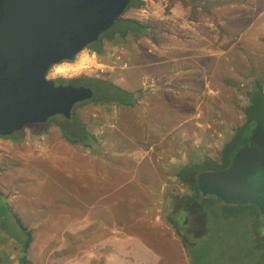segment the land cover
I'll return each instance as SVG.
<instances>
[{"label": "crops", "instance_id": "obj_1", "mask_svg": "<svg viewBox=\"0 0 264 264\" xmlns=\"http://www.w3.org/2000/svg\"><path fill=\"white\" fill-rule=\"evenodd\" d=\"M188 22L181 26L184 29L182 35L187 37L186 41H178L181 35L177 27L175 31L161 24L156 27L158 33H161L160 38L152 41L146 37L138 41L137 47L140 49L137 54L147 55L145 59L138 58L134 61L129 52L121 55L127 59L130 67H122L117 82L120 87L133 94L131 104L116 101L95 102L100 109L107 112V117L114 121H111L112 124L108 127L102 126V113L100 118L94 119L95 124H100L96 128L93 123L95 130L89 129V122L82 120L93 136L99 135L100 127L104 129L102 131L107 133V136H104L103 143L93 140L87 147L83 143L66 142L63 138L54 142L56 146L61 147L60 151H64L68 156V161L81 155L86 165L79 163L77 168H65L54 174L53 170L39 169L38 163L42 162L41 157L37 156L27 159L24 164L34 162L36 165L31 168L41 171L42 175L39 176L30 169L27 176L19 177L16 175L19 171H11L12 180L2 176L10 181L8 187L12 189L7 193L0 191V195L9 196L8 203L0 202L2 256L6 241L7 248L11 240L7 238L6 232L2 233V225L6 217H11L22 228L13 215L17 214L23 225L33 230L34 239L29 249L32 264H36V261L39 264H160L162 253L157 251L154 244L160 240V235L151 233L150 230H134L127 227L129 224H137L138 220L131 216V199L118 195L126 192V186L129 184L134 185V177L138 176L136 168L141 163L147 164L141 178L138 176L141 186L146 180L156 181V174L151 172V165L156 168L155 163H161L162 170L167 166L169 179L161 185L149 186L147 190L152 193L164 189L174 192L172 210L176 208L178 213L177 220L169 216L170 223L173 224L171 220L178 221L182 208L175 193L179 192L178 189L183 190L186 187L179 178V172L183 167L199 166L206 160L218 162L220 159H213V153L216 147L219 148V141L223 144L220 146L222 155L224 145L232 138L224 144L226 138L224 133H221V129L224 132L223 121L215 124L212 116L208 118L209 114H213L212 102L208 97L214 95V73L224 72V49L214 56L213 43L207 36L211 31V23L207 24L195 18ZM161 37L169 39L164 40ZM115 51L120 52L121 49L114 48V53ZM114 75L112 74L113 77ZM220 80L226 79L223 77ZM98 107L94 109V116L99 113ZM221 107L215 110L219 117ZM137 108L139 110H135ZM132 126L140 128V143L144 144L141 149L132 139L138 136L133 133ZM53 127L58 125H51L44 133L45 138L49 137L46 138L48 141L54 135ZM81 151H84L83 154H79ZM85 154L88 156L85 157ZM205 171L213 170H200L197 177ZM151 174L154 178L150 180ZM18 179H24L23 184H19ZM29 186L40 189L35 192H63L66 197L63 201L52 197L32 208V198H28L29 208L19 202L20 195L27 193L25 189ZM186 188L191 193L189 188ZM49 189L52 191H48ZM68 193L74 194L69 196L71 200L67 197ZM55 217L60 224L54 223ZM86 221L88 225H92L90 230L85 228ZM154 224L142 222V225ZM52 226L56 227L47 233ZM157 228L156 226L158 232ZM86 240L94 242L93 247L97 248V251L85 253L83 247L86 246ZM9 250L13 251L3 257L7 259L2 264H20L22 254L11 247Z\"/></svg>", "mask_w": 264, "mask_h": 264}, {"label": "rangeland", "instance_id": "obj_2", "mask_svg": "<svg viewBox=\"0 0 264 264\" xmlns=\"http://www.w3.org/2000/svg\"><path fill=\"white\" fill-rule=\"evenodd\" d=\"M212 1H216L218 4L212 7V9L210 8L211 13H209L205 10V6L194 10L192 5H186L178 0H145L146 5L144 8L129 9L124 16L155 24V27L152 28L153 31L151 30L150 32L152 36H155L156 40L160 38L159 34H161L158 33L156 27L161 24L171 27V29L175 31L177 27L181 35L178 37L180 39L178 41H186L187 37H185L186 35H182L184 29L181 26H184V23H189L188 20L191 18L204 21L207 24H212L211 31L207 33V36L210 38L209 41L213 43L212 52L214 56L220 54L222 52L221 49H224L222 53L224 72L217 74L218 71H216L214 73V84H216L214 87V95L208 97V100L212 102L213 114H209L208 118L212 116V120L215 124L223 121L224 132L221 129V133L225 135V144L234 134L235 128L245 121L244 114L240 110V106L248 104V99L244 93L248 79H245L244 75L248 74L252 69H255L258 74H262L264 71V0ZM142 38L146 37H141L140 39ZM161 38L164 40L169 39L167 37ZM140 39L135 40L130 35L127 38H122L117 35L112 41L104 39L106 54L100 56L102 57V61L107 64L108 71L99 77H94L103 81L108 79L112 80L114 84L119 86L117 79L120 77L119 73L122 67L125 65L130 67V63H128L127 59H125V57L122 58L123 56L121 55L128 54L129 52L134 61H137L136 59L138 58L145 59L147 57V55L142 56L143 53L137 54V50L140 49L137 47ZM141 45H143V43ZM114 48L117 50L121 49V51H115L114 53ZM52 72L54 73L55 71L53 70L50 72L51 77L53 76ZM112 74H115L114 77ZM54 75L56 76V73ZM223 77L229 80V82L226 83V80H220ZM153 83L156 82L153 81ZM97 107L98 105L95 102L83 103L80 104L74 112L81 120L89 122L88 128L92 130H95V128H93V123L95 124L94 119L96 117L100 118V113H102V115H104V119H101L103 123L102 126L104 127V125H106V127H108L112 124L111 121L113 120L107 117V112L99 107L100 110L97 111L99 113L96 114L97 116H94V111ZM219 107H221L219 111L221 117L215 112ZM135 110L139 109L137 108ZM154 117L157 116L154 115ZM63 119V116H59L55 119L53 118L51 120L52 122L50 121V125H57V122ZM99 125L100 124H95L94 126L97 128ZM36 129L27 128L24 130L23 138H0V191H4L5 193L12 191V189L8 187L10 181L2 178V176L12 180L13 175L11 171L13 170L19 171L16 173L17 177L27 176L30 169L37 175H42L41 171L34 167L31 168V166L36 165L34 162L27 163L26 165L24 164L27 162V159L30 158H37V156H40L42 164L38 163L40 166L39 169L42 170L45 168L53 170L54 174H56L58 170L63 171L65 168H77L79 163L86 165L81 155L75 160L68 161V156L64 151H60L61 147L54 144L55 141H61L60 138H63L62 132L58 127H53L54 135L49 141L46 140V138L49 139V137L45 138L44 133L34 134L33 130ZM131 129L134 134L138 135L132 139L141 149L144 144L140 143V128L138 126H132ZM100 130L99 135H97V141L103 143L105 139L104 136H107V133L104 134V131H102L104 129L101 127ZM17 136L20 137V134H17ZM219 143V148L216 147L213 153V159L216 158V160L221 159L222 156L220 146H223V144L221 141H219ZM83 152L84 151H81L79 154H83ZM89 154L92 153H88V155ZM103 154L104 153H102V155ZM88 155L85 154L84 156L86 157ZM165 164L167 165V163ZM155 166L156 168H153L151 165V172H155L156 174L155 182L146 180V183L141 186L139 177L141 178V173L147 169V164L145 165V162L144 164L141 163L139 167L136 168V173L139 177H134V185L132 183L126 186V192L118 196L131 199L129 202L130 207L133 209V215L130 214L134 219L138 220L137 224H129L127 227L133 228L134 230H150L151 233L158 234V236L160 235V240L156 243L153 242L156 245L157 251H161L162 253L160 264H194L195 262L197 264H203L204 261L202 260H205L204 264H256L261 253L259 249L253 247L252 240L254 233L259 235L260 229L262 231L264 230V209L250 202L231 203L228 204L229 206L225 204L228 207L222 210L224 211L222 218L221 216L219 217L221 222L216 217V212H208V210H206V216L202 214L200 217L201 221H195L192 216L187 224L177 223V229L169 220V216L176 219L178 213L176 208L174 211L172 210L174 192H167L166 189H164L163 191L152 193L147 190V187L161 185L163 181L169 179L167 176V166L164 170L161 168V163H155ZM152 178H154V176L151 174L149 179L151 180ZM23 181L24 179H18L17 182L23 184ZM81 182L83 183V181ZM64 184L66 183H63V185ZM177 189L176 187V190ZM37 190L40 189L31 186L27 187L25 189L27 193H22L19 197L20 205L25 204L30 208L28 198H32V208L38 204H42L43 201L52 199V197L59 201H63L66 197V194L63 192L45 194L43 191L44 194H42L35 192ZM48 191L52 190L49 189ZM177 191L179 192L175 194L179 197L178 204L182 205L184 201H182L180 197L190 195L191 193H189L186 187H184L183 190L178 189ZM71 195L74 194L68 193L67 197ZM8 197L9 196L6 194L0 195V202L8 203ZM69 200H71V197H69ZM33 203H35V205H33ZM116 207L119 208L118 205ZM177 210L179 211V209ZM181 212L178 221H180L179 218L182 216ZM57 219L58 218L55 217L54 223L60 224L56 221ZM143 221H147L150 225H152V223L156 225H142ZM4 223L8 229L6 234L14 238L12 244L15 246L16 251H18L22 247L23 240L26 239V234L13 219H6ZM195 225L196 227L199 225L198 229H195ZM91 226L92 225H88L86 221V230H90ZM156 226L158 227V232ZM55 227L56 226H52L51 230L47 233L53 231ZM184 236L188 240L189 247H186L183 243ZM200 241L202 242L199 245H192ZM7 242L8 241H6L5 244H7ZM84 243L86 244V246L83 247L85 253L97 251V248L93 247L94 242L86 240ZM69 250L71 251V248ZM220 250H224V253L222 254L219 252ZM219 253H221L222 262L216 259ZM36 264L39 263L36 261Z\"/></svg>", "mask_w": 264, "mask_h": 264}, {"label": "water", "instance_id": "obj_3", "mask_svg": "<svg viewBox=\"0 0 264 264\" xmlns=\"http://www.w3.org/2000/svg\"><path fill=\"white\" fill-rule=\"evenodd\" d=\"M131 1L0 0V135L57 114L70 116L76 103L94 96L86 85L56 86L48 70L97 42ZM250 132L251 146L232 177L226 174V182L213 186L216 171H205L200 185L226 203L264 209V128L254 122Z\"/></svg>", "mask_w": 264, "mask_h": 264}, {"label": "trees", "instance_id": "obj_4", "mask_svg": "<svg viewBox=\"0 0 264 264\" xmlns=\"http://www.w3.org/2000/svg\"><path fill=\"white\" fill-rule=\"evenodd\" d=\"M169 1H176V0H169ZM178 1H181L186 5H192L194 10H197L199 7L205 6V10L209 13H211L212 7H215L218 4L216 3V1H212V0H178ZM145 5H146L145 0H132L126 12L129 9L144 8ZM154 27L155 24L153 23L147 21H141L136 18L125 17L123 15L115 22V25L112 28L108 29L101 35V37L97 42L89 45L88 49L103 56L106 54L104 39H107L108 41H112L117 35L122 38H127L130 35L135 40L140 39L141 37H148L149 39H152V41H155L156 40L155 36H152V33L150 32L151 30L153 31L152 28ZM244 77L245 79H248V82L244 89V93L246 95V98L248 99V104L240 106V110L244 114L245 121L235 128L231 140L224 145L221 159L218 162L214 160H206L202 163V165L199 166H194V165L188 167L186 166L183 167L181 172H179V178L181 182L186 187L189 188L191 194L186 195L184 197H180V199L184 201V203L181 205L182 216H180L179 218L180 221H176L177 219L175 221L173 219L171 220L173 221V224L177 229H178L177 223L187 224L188 220L190 221V217L192 216L194 217L195 221H199L202 214L206 216L205 214L206 210H208V212L214 211L216 212L215 215L218 219L220 216L222 218L224 212L222 210L228 207L229 203L222 201L214 194H210L209 192L205 193L203 191L204 189H202L200 185V178L199 176L197 177V173L203 169H212L213 171H216L215 172L216 175L214 182L212 181L211 185L218 186L226 182L227 178L225 175L229 174L230 177H232L237 164L241 163V160H245L244 157L241 155L245 152H248L245 149L247 148L249 149L251 146L249 137L251 134L250 131L252 128V124L256 122L261 124L262 127L264 128V71L262 74H258V72L255 69H252L248 74L244 75ZM75 78L80 80L81 84L91 87L94 91V96L91 99H88L84 103L116 101L121 104H131L132 101L131 99L133 97V94L123 89L122 87L114 84L112 80L108 79L103 81L101 79L86 75L77 76ZM61 79L66 80L64 78ZM225 82L228 83L229 80H226ZM50 123L36 127L37 129L33 130V133L40 134L47 132L49 127L51 126ZM57 125L62 132L63 138L71 143H83L85 146L89 147L91 145L90 143L93 140H97V137L93 136V134L87 129L86 124L82 123L81 118L77 114H74L73 118L71 119L64 117L63 120L57 122ZM17 134H20V137H18ZM17 134L16 135L14 134L11 138L18 139L24 137L23 131ZM246 162L249 164L248 160H246ZM205 181H209L208 176L206 177ZM177 197L178 196L176 195V198ZM225 204H227L228 206ZM13 215L18 219V221L20 222L23 228L22 229L23 232L26 234V239L23 240L22 247L17 251L19 254L20 253L22 254V257L18 259L20 261V264H32V260L29 255V251H30L29 249L34 239L33 230L26 228L17 214H13ZM6 219L8 220L13 218L6 217ZM220 220L221 219H219V221ZM2 226H3L2 233L6 231L8 232L5 223ZM198 227L199 225L197 227L195 225V229H198ZM263 231L260 229L259 235H256L254 233L252 240L253 247L255 249H259L261 253V256L259 260L256 262V264H264V232ZM7 238H11V240L6 250H5L6 244L5 247L3 248V250H5V252L2 250L4 252L2 253L3 256L0 254V264L5 263V259L7 258H3V257L7 254H10V252L13 251V250H9L10 247L16 250L15 246L12 244L14 238L12 236H9V234ZM183 239H184L183 240L184 245L186 247H189L187 238L184 236ZM201 242L202 241L198 243H194L192 245L194 246L199 245ZM219 252L223 254L224 250H220ZM221 253H219L216 259L222 262L223 260L221 259L222 258ZM202 261H204L203 262L204 264L205 260ZM194 264L197 263L195 262Z\"/></svg>", "mask_w": 264, "mask_h": 264}, {"label": "built area", "instance_id": "obj_5", "mask_svg": "<svg viewBox=\"0 0 264 264\" xmlns=\"http://www.w3.org/2000/svg\"><path fill=\"white\" fill-rule=\"evenodd\" d=\"M83 56H89V59L88 62L81 64L80 58L81 57L83 58ZM66 62L67 61H64L60 64H56L52 66L50 72L54 70L56 73L55 76L54 73L52 72L53 74L52 79L53 78L72 79L77 77V75L99 77L108 71L107 70L108 66L106 63L102 61V57L98 53L91 51L88 48L80 52L73 61H68L67 63ZM60 67L64 68L65 70L64 73L57 72L58 68Z\"/></svg>", "mask_w": 264, "mask_h": 264}, {"label": "flooded vegetation", "instance_id": "obj_6", "mask_svg": "<svg viewBox=\"0 0 264 264\" xmlns=\"http://www.w3.org/2000/svg\"><path fill=\"white\" fill-rule=\"evenodd\" d=\"M93 44V43H92ZM51 69V68H50ZM47 78L49 80H54L55 81V85L56 86H60V85H67V84H72V85H76V86H80V85H84V84H81L80 83V80H78L77 78H72V79H66V80H63L61 78H53L51 77L50 75V70H48V73H47ZM99 79V78H98ZM87 100L85 101H82V102H79V103H76L74 106H73V109H72V113L71 115L69 116L68 114H57L55 115L54 117L50 118L48 121H46L45 123H38V124H29V125H26L24 126L22 129L20 130H14V131H11L10 134H7V135H0V138L1 139H8V138H11L14 134L16 135L17 133H20L24 130H26L27 128H31V129H36V127L38 126H42V125H46L47 123H50V121L54 118H58L59 116H63L65 118H68V119H71L73 118L74 114H76L74 111L77 109L78 106H80V104L86 102Z\"/></svg>", "mask_w": 264, "mask_h": 264}, {"label": "bare ground", "instance_id": "obj_7", "mask_svg": "<svg viewBox=\"0 0 264 264\" xmlns=\"http://www.w3.org/2000/svg\"><path fill=\"white\" fill-rule=\"evenodd\" d=\"M88 48V47H87ZM86 49V48H85ZM84 49V50H85ZM83 51V50H82ZM81 51V52H82ZM78 55V54H77ZM76 55V56H77ZM76 58V57H75ZM88 59H89V56H83V58L81 57L80 58V62H81V64H83V63H85V62H88ZM57 72H61V73H64L65 72V70H64V68L63 67H60V68H58V71ZM54 74H55V72H54Z\"/></svg>", "mask_w": 264, "mask_h": 264}]
</instances>
